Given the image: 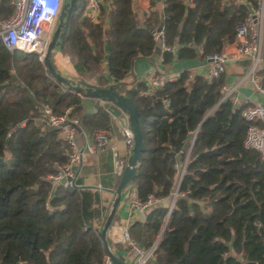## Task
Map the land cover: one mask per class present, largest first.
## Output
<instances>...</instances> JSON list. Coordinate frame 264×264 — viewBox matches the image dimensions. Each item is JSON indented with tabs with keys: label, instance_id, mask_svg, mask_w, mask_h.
<instances>
[{
	"label": "trees",
	"instance_id": "obj_1",
	"mask_svg": "<svg viewBox=\"0 0 264 264\" xmlns=\"http://www.w3.org/2000/svg\"><path fill=\"white\" fill-rule=\"evenodd\" d=\"M11 1L0 0V20L13 15ZM254 1L194 0L189 7L164 0L162 63L220 53ZM87 2L71 18L62 53L87 87L109 88L137 105L145 144L132 182L139 200L172 202L178 194L170 214L169 204L161 206L146 222L160 233L168 219L157 264H264V165L243 146L241 112L232 114L231 102L223 101L224 74L208 82L199 73L189 80L184 70L155 94L147 93L145 82L129 85L135 61L152 58L158 48L157 37L143 26L156 27L138 18L133 0H105L108 11L103 6L97 23L85 15ZM260 76L264 86V67ZM84 98L52 79L39 54L11 52L0 42V264H104L101 229L93 226L99 195L53 189L46 180L66 163L68 146L46 124L43 107L57 115L72 108V117L81 120L78 138L111 128L101 100L86 98L95 104V112L86 113ZM190 134L196 137L188 157ZM108 242L114 249L109 236Z\"/></svg>",
	"mask_w": 264,
	"mask_h": 264
},
{
	"label": "built area",
	"instance_id": "obj_2",
	"mask_svg": "<svg viewBox=\"0 0 264 264\" xmlns=\"http://www.w3.org/2000/svg\"><path fill=\"white\" fill-rule=\"evenodd\" d=\"M139 0H133V6ZM164 4V0H154ZM189 7L194 6V0H182ZM245 2L246 0H236ZM66 0H12L14 8L13 15L7 20H0V42L11 52L21 51L24 53H37L43 60L51 36L56 28L63 5ZM105 0H88L85 15L93 22H99ZM164 41V31L159 37ZM157 38V39H158ZM228 38H232L228 36ZM234 43L231 49L222 46L220 53H213L207 57L208 69L204 73L208 82L219 78L225 73L226 63L230 59H245L251 62L247 73V79L253 84L257 91L264 95L260 71L264 63V0H255L250 3L248 14L243 22L236 27ZM164 47V43H163ZM174 50V48H172ZM189 80H193L198 74L196 70H189ZM183 71L175 73L158 72L151 70L145 83L148 87V94H155L163 90L169 83L178 80ZM223 101L229 100L235 111H240L246 122V133L243 146L248 151H255L260 155V162L264 165V105L252 104L251 101L241 95L237 87L229 88L224 86ZM72 108H67L63 114L57 115L50 106L42 108L46 124L59 131L61 139L68 146L67 161L63 165H57L56 171L49 174L46 180L51 183L52 188H80L79 180L85 161L90 156H97L109 149V130H97L94 136L85 132L81 133L82 140L79 141V128L81 120L72 117ZM126 144L133 149L134 134L131 128L123 132ZM196 136V134H195ZM115 162V172L122 177L126 167L125 161L121 159L119 152L112 148ZM186 167V165H185ZM185 171V170H184ZM184 172L181 174V178ZM177 192L170 206L173 209ZM164 199H154L149 196L148 200L142 202L138 198L136 185L133 183L131 196V207L133 211H145L155 203L163 202ZM47 207L50 209L49 204ZM168 222V219H167ZM121 242L129 247L130 253L136 255V264H148L156 257V251L161 238L146 249L135 240L130 233L128 226L116 225ZM23 264V263H20ZM104 264H113L111 257L106 254Z\"/></svg>",
	"mask_w": 264,
	"mask_h": 264
},
{
	"label": "crops",
	"instance_id": "obj_3",
	"mask_svg": "<svg viewBox=\"0 0 264 264\" xmlns=\"http://www.w3.org/2000/svg\"><path fill=\"white\" fill-rule=\"evenodd\" d=\"M108 11L106 3L103 5ZM133 11L136 13L139 19L147 20L150 24L156 27L157 30L160 27V22L164 18V4L155 2L154 0H139L136 5L133 6ZM108 31V21L106 19L105 32ZM230 36V35H228ZM225 37L223 45L226 49H231L232 43H234V36L232 38ZM222 45V46H223ZM163 49V48H162ZM162 49L160 55H154L152 58L140 57L135 61L133 71L131 75L126 79V82L130 85L134 80L146 81V76L151 70L165 73H175L184 70H196L199 74H203L208 69L207 58L205 60H179L177 56L171 64L162 63ZM176 54V53H175ZM54 62L59 72L67 78L77 80L78 74L74 68L69 57H66L62 50L57 49L54 56ZM251 67V62L245 59H230L226 63V70L224 77L226 79V86L229 88L237 87L242 96L247 97L252 104L264 105V95L256 90L253 84L247 79V73ZM264 67V63L262 68ZM84 107L86 113L95 112V104L92 100L84 98ZM104 105V102H100ZM232 109V114H234ZM112 117L110 132V146L105 152L97 156H90L85 161V165L82 169L81 178L79 180L80 188L83 190H90L93 193L99 195V201L95 204V208L98 209V216L93 220V226L96 229H103V222L112 209L115 195L112 191H115L118 186L121 177L115 172V162L112 153V148L116 149L121 156V159L128 163L131 155V148L126 144L124 130L131 128L126 115H122L120 118ZM82 140L81 137L79 141ZM186 164H179V171L182 174L185 170ZM133 192V183L129 185L123 192L121 202L119 204L114 222L109 231V238L114 243V249H111L114 254H117L128 264H136L138 258L136 255L130 253L129 247L125 244L118 242L119 232L116 225L128 226L131 236L137 240L140 245L146 249L150 248L160 238H162V232L164 230L167 219L164 222L163 229L160 233H157L153 228L147 227L146 222L151 214H146L145 211H133L131 207V196ZM171 206L170 200H164L162 205ZM157 209V208H156ZM103 226V227H102ZM157 257L149 261L148 264H157Z\"/></svg>",
	"mask_w": 264,
	"mask_h": 264
},
{
	"label": "water",
	"instance_id": "obj_4",
	"mask_svg": "<svg viewBox=\"0 0 264 264\" xmlns=\"http://www.w3.org/2000/svg\"><path fill=\"white\" fill-rule=\"evenodd\" d=\"M82 1L83 0H67V2H65L58 18L56 29L42 61L51 78L57 81L59 84L65 85L71 92L78 95H83L86 98L103 101L104 108L114 118H120L122 115H126L128 118L130 127L134 134V146L128 163L124 169L123 175L120 179L119 186L115 191H112L115 195V199L105 225L101 230V238L106 254L111 257L113 264H128L122 258L113 253L109 246L108 235L121 202L123 192L130 183L135 181L137 172L139 170L138 165L141 161L142 153L145 151L141 113L131 97L122 95L119 92L113 91L109 88L87 87L86 84L80 80H73L62 75L60 72H58L53 63V56L56 50H63L65 46V39L70 27L71 18L80 10ZM143 28L151 31V33L157 38L159 37V34L164 31L163 24H161L157 30H153L150 27L145 26H143ZM162 48V39L158 38V48L155 54L160 55ZM153 98H155V96H153ZM41 122L42 121H39V123ZM195 137L196 136L194 134H190L184 147V152L188 153V157L191 155ZM161 206H163L161 202L155 203L149 207L145 213L147 215L151 214L156 208ZM166 225L167 223L165 224L162 235L165 231Z\"/></svg>",
	"mask_w": 264,
	"mask_h": 264
},
{
	"label": "rangeland",
	"instance_id": "obj_5",
	"mask_svg": "<svg viewBox=\"0 0 264 264\" xmlns=\"http://www.w3.org/2000/svg\"><path fill=\"white\" fill-rule=\"evenodd\" d=\"M56 26H57V24H56ZM55 29H54V31H55ZM53 34H54V32H53ZM53 34L51 36H49V39H52ZM64 75L67 76L66 74H64Z\"/></svg>",
	"mask_w": 264,
	"mask_h": 264
},
{
	"label": "flooded vegetation",
	"instance_id": "obj_6",
	"mask_svg": "<svg viewBox=\"0 0 264 264\" xmlns=\"http://www.w3.org/2000/svg\"><path fill=\"white\" fill-rule=\"evenodd\" d=\"M66 2H67V0H66ZM64 6V5H63ZM63 8V7H62ZM58 22V21H57Z\"/></svg>",
	"mask_w": 264,
	"mask_h": 264
}]
</instances>
